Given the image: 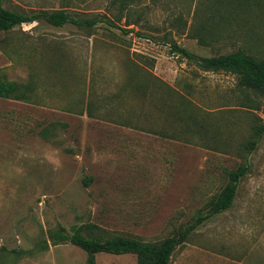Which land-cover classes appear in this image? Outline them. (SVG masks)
<instances>
[{
	"label": "rangeland",
	"instance_id": "374dc122",
	"mask_svg": "<svg viewBox=\"0 0 264 264\" xmlns=\"http://www.w3.org/2000/svg\"><path fill=\"white\" fill-rule=\"evenodd\" d=\"M24 15L65 11L0 33V264H88L68 242L177 237L248 166L230 209L209 217L171 264H264V94L197 59H264V0H5ZM92 22L94 25H87ZM185 48L189 60L173 53ZM258 139L254 149L250 144ZM46 243L48 247L46 248ZM96 264H139L134 254Z\"/></svg>",
	"mask_w": 264,
	"mask_h": 264
},
{
	"label": "trees",
	"instance_id": "16d2710c",
	"mask_svg": "<svg viewBox=\"0 0 264 264\" xmlns=\"http://www.w3.org/2000/svg\"><path fill=\"white\" fill-rule=\"evenodd\" d=\"M4 1L0 0V33H9L23 24H32L39 19L45 20L53 27L61 28L66 24L81 25V21L74 20L65 11L43 12L37 15H24L4 7ZM87 25H94L88 22ZM173 53H179L182 57L194 60V56L186 49L171 45ZM198 67L206 72H227L239 77L241 87L264 94V59H257L243 50H238L226 55H218L210 58L197 59ZM27 87L16 83L0 82V98L22 101L26 99ZM259 138L264 134V125L254 128ZM258 139L250 144L254 149ZM249 173L248 166L239 167L235 171L227 172L228 183L221 192L209 203L207 216L199 218L188 226L181 235L170 237L160 243H148L142 240L116 236L104 239L101 233H95L97 226L88 224L75 229L73 234H68L64 228L56 232H50V240L53 245L72 243L84 250L88 255V264H96V255L107 253L112 255L134 254L138 257L139 264H171L174 253L188 241L192 232L209 217L223 213L230 209L237 195L239 184L243 177ZM46 248L48 243H46Z\"/></svg>",
	"mask_w": 264,
	"mask_h": 264
},
{
	"label": "crops",
	"instance_id": "0c3cea01",
	"mask_svg": "<svg viewBox=\"0 0 264 264\" xmlns=\"http://www.w3.org/2000/svg\"><path fill=\"white\" fill-rule=\"evenodd\" d=\"M184 49H185V48H184ZM185 245H186V244H185ZM183 246H184V245H183ZM183 246H182V247H183ZM180 248H181V247H180Z\"/></svg>",
	"mask_w": 264,
	"mask_h": 264
},
{
	"label": "built area",
	"instance_id": "2783aa9c",
	"mask_svg": "<svg viewBox=\"0 0 264 264\" xmlns=\"http://www.w3.org/2000/svg\"><path fill=\"white\" fill-rule=\"evenodd\" d=\"M175 54V53H174Z\"/></svg>",
	"mask_w": 264,
	"mask_h": 264
}]
</instances>
